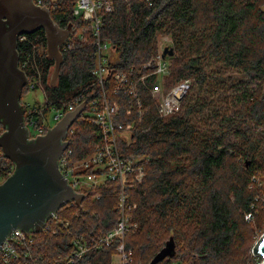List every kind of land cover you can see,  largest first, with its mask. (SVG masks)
Wrapping results in <instances>:
<instances>
[{
	"label": "trees",
	"instance_id": "16d2710c",
	"mask_svg": "<svg viewBox=\"0 0 264 264\" xmlns=\"http://www.w3.org/2000/svg\"><path fill=\"white\" fill-rule=\"evenodd\" d=\"M111 1L113 12L101 16L103 42L115 52L110 61L114 72L147 63L158 53V38L168 36L174 54L168 56L164 88L191 83L180 111L166 117L145 90L141 107L125 93L110 91L111 103L120 105L119 123L132 130L129 140L121 141L122 150L145 168L143 181L128 190L131 205H137L130 212L134 228L126 237L133 264H150L171 237L178 250L159 264L173 259L237 264L233 251L248 239L246 216L264 230V191L258 181L264 178V0ZM76 2L58 0L56 11L46 3L59 27L79 24L73 16ZM24 36L18 42L20 61L34 57L42 72L46 114L92 83L97 62L91 35L86 41L74 38L70 49L62 51L64 63L53 87L49 77L55 63L46 56L45 30ZM74 126L69 149L83 159L98 142L95 126L86 119ZM4 131L0 123V135ZM13 169L0 148V175L8 178ZM117 196L116 185L108 182L87 191L82 206L69 203L59 214L75 237L97 240L117 225ZM36 239L34 253L47 264L70 244L68 237L47 233ZM115 253V246L95 250L76 264H112ZM248 262L246 255L242 264Z\"/></svg>",
	"mask_w": 264,
	"mask_h": 264
},
{
	"label": "built area",
	"instance_id": "2783aa9c",
	"mask_svg": "<svg viewBox=\"0 0 264 264\" xmlns=\"http://www.w3.org/2000/svg\"><path fill=\"white\" fill-rule=\"evenodd\" d=\"M34 1L38 6L50 8L46 4L50 0ZM50 5L52 10H57V6L52 5L51 1ZM113 10L114 6L111 0H77L73 16L80 26L72 24V29H77L74 34L70 35L61 50L70 49L74 38L86 41L87 37L91 35L96 46L97 64L92 72V83L68 104L58 107L55 120L58 123L68 112L75 111L79 105L86 101V109L81 113L79 119L92 122L98 142L90 154L83 159H76L68 146L59 160V169L69 185L80 194L86 195L89 190L101 188L108 182L114 183L118 195L119 218L117 225L113 231L102 234L97 240L95 236L75 237L70 222L62 219L58 211L51 215L41 233L29 234L22 230L13 231L0 247V264H47L41 255L36 256L34 253L37 245L36 235L45 233L57 237L65 236L70 239V244L63 246V253L54 259L53 264H76L95 250L110 249L113 246L116 247V253L113 256L112 264H133L134 262L133 249L128 247L126 237L134 227L131 223L130 212L132 209H136L137 205H131L128 190L136 188L143 181L145 168L139 159L133 156L126 157L122 150L120 143L129 140L132 130L119 123L117 117L120 105L111 103L110 91H113L114 94L125 93L130 97L132 103L141 107L143 105L142 93L145 90L156 102L159 115L166 117L180 111L191 83L183 81L169 91L165 90L164 80L170 75L171 68L169 57H163L165 49L170 48L171 44V39L167 36L158 38V53L150 61L127 71L115 73L110 66L113 55L107 53L109 50H113L103 42L102 38L101 16L102 13H112ZM67 28L68 26L63 29ZM24 40H26V36L21 35L18 42ZM34 49V53H38L36 46ZM39 50L43 57L44 48L41 47ZM19 66L23 71L31 72V77L28 76L27 88L42 90L46 103L42 72L34 57L33 60L27 58L20 61ZM24 106L25 122L30 133L29 138L34 139L37 135H46L48 129L53 128L48 121L49 114L45 113L46 105L37 107V105L26 104ZM73 127L74 125L69 129L65 141L69 142V135L75 132ZM99 197L100 195L97 196V198ZM246 217L252 220L251 215ZM165 264L184 263L173 259Z\"/></svg>",
	"mask_w": 264,
	"mask_h": 264
},
{
	"label": "water",
	"instance_id": "95a60500",
	"mask_svg": "<svg viewBox=\"0 0 264 264\" xmlns=\"http://www.w3.org/2000/svg\"><path fill=\"white\" fill-rule=\"evenodd\" d=\"M48 7L34 0H0V135L3 155L14 165V171L0 185V247L15 230L41 233L53 213L69 203L82 206L85 194L77 193L59 169V160L68 148L69 129L86 109V101L68 112L46 135L30 139L25 122V106L21 104L23 89L29 77L20 69L18 40L21 35L44 29L47 58L54 62L51 86H56L64 63L62 46L76 31L72 24L59 27ZM166 48L163 57L172 56ZM260 242V244H258ZM255 246L264 264V237ZM176 254L173 237L150 264H159Z\"/></svg>",
	"mask_w": 264,
	"mask_h": 264
},
{
	"label": "rangeland",
	"instance_id": "374dc122",
	"mask_svg": "<svg viewBox=\"0 0 264 264\" xmlns=\"http://www.w3.org/2000/svg\"><path fill=\"white\" fill-rule=\"evenodd\" d=\"M52 5H55L56 7V1L58 0H50ZM165 38L164 36H160ZM168 37V36H167ZM169 38V37H168ZM110 55H113V58H115V52L114 51H108L107 52ZM117 56V55H116ZM55 71V65L51 69L50 77H49V84H51V77ZM28 85V84H27ZM25 86L27 88L28 86ZM51 86V85H50ZM21 104L26 105V104H31V105H37V107H43L45 104V95L42 90H32V88L27 89L25 92L22 93V98H21ZM56 109L57 108H52L48 112V121L51 123L50 125L54 127L57 124V121L55 120V115H56ZM87 114V112H85ZM76 123V122H75ZM75 123L73 125H75ZM74 131L76 127H73ZM14 167V165H13ZM14 171V169H13ZM13 173V172H12ZM11 173V175H12ZM7 178H4L0 175V185L5 182ZM259 185H262V190L264 191V178L258 179ZM264 194V193H263ZM262 194V195H263ZM245 220L249 223L247 228L244 231H247L248 233L245 235L247 236L248 239H244L243 241H239V244L236 248L235 251H233V257L232 261H234L237 264H242L245 256H248L249 262L248 264H261L262 263V258L254 253V248L257 245V243L262 239L264 236V230H260L259 228L256 227L255 225V220L252 221L251 219L245 218ZM264 227V224H263ZM134 228V227H133ZM178 250V247L177 249ZM256 255V256H255Z\"/></svg>",
	"mask_w": 264,
	"mask_h": 264
}]
</instances>
